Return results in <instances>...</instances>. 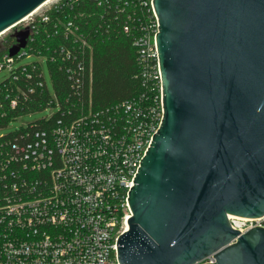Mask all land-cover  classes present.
<instances>
[{
    "label": "built area",
    "instance_id": "1",
    "mask_svg": "<svg viewBox=\"0 0 264 264\" xmlns=\"http://www.w3.org/2000/svg\"><path fill=\"white\" fill-rule=\"evenodd\" d=\"M92 18L93 30L86 27ZM110 20L122 21L131 37L142 91L95 108L93 39L107 36ZM158 20L153 0H50L9 27L26 21L29 34L15 55L9 49L17 41L0 44V71H9L0 107L48 93L45 108L57 111L0 134V264H123L117 241L129 229V192L162 123ZM34 54L63 71L65 94L50 71L51 94L40 61L22 62ZM19 73L25 78L17 85ZM229 219L241 232L264 227V214Z\"/></svg>",
    "mask_w": 264,
    "mask_h": 264
},
{
    "label": "water",
    "instance_id": "2",
    "mask_svg": "<svg viewBox=\"0 0 264 264\" xmlns=\"http://www.w3.org/2000/svg\"><path fill=\"white\" fill-rule=\"evenodd\" d=\"M45 1L0 0V33ZM153 3L162 123L129 192L119 261L264 264V227L229 219L264 214V0Z\"/></svg>",
    "mask_w": 264,
    "mask_h": 264
},
{
    "label": "trees",
    "instance_id": "3",
    "mask_svg": "<svg viewBox=\"0 0 264 264\" xmlns=\"http://www.w3.org/2000/svg\"><path fill=\"white\" fill-rule=\"evenodd\" d=\"M92 8H96V5H89V9L92 10ZM92 11H97V9ZM96 23H98V20L92 18L86 27L93 30ZM107 27L109 29L107 36L102 34L96 36L95 34L93 39L94 80L92 92L95 108L108 107L121 100L136 96L142 91L138 79L134 78L138 72L135 48L132 46L131 37L123 31V22L110 20L107 21ZM47 40L50 42L51 39ZM15 41V36L8 34L4 43L10 46ZM57 41L59 40L57 39ZM38 43H41V41ZM47 62L55 80V89L62 96L67 90L65 75L55 64V61L47 60ZM24 78V75H20L17 85L23 84ZM47 101L48 93H45L42 96L36 95L32 102L16 109H10L7 104H4L3 107H0V127L7 126L20 113L45 108Z\"/></svg>",
    "mask_w": 264,
    "mask_h": 264
},
{
    "label": "rangeland",
    "instance_id": "4",
    "mask_svg": "<svg viewBox=\"0 0 264 264\" xmlns=\"http://www.w3.org/2000/svg\"><path fill=\"white\" fill-rule=\"evenodd\" d=\"M26 27V21H23L21 23H19L18 25H16L15 27H13L12 29H9L8 31H6L5 34L0 36V44L3 42V40L5 39L6 35L8 34H12L14 35L16 32H18L19 30H22ZM34 61H40L41 62V66L42 69L44 71L45 74V79L48 83L49 89L51 91V94L54 93V87H53V83H52V76L49 70V66H48V62L46 59L43 58V55L41 54H34L31 57H26L22 59L23 63H29V62H34ZM9 75V71L8 70H1L0 71V82L7 78ZM57 109H51L49 106L40 110H35L33 112H26L25 114L11 120L9 122V125L6 126L5 128H2L0 130V134H4L7 133L11 130H15L18 129L21 126H25L27 123L29 122H33L36 121L40 118L43 117H47L49 116L51 113L56 112Z\"/></svg>",
    "mask_w": 264,
    "mask_h": 264
},
{
    "label": "bare ground",
    "instance_id": "5",
    "mask_svg": "<svg viewBox=\"0 0 264 264\" xmlns=\"http://www.w3.org/2000/svg\"><path fill=\"white\" fill-rule=\"evenodd\" d=\"M47 1L49 2L50 0H47ZM47 1H46V2H47ZM127 227H129V225H128V224H127Z\"/></svg>",
    "mask_w": 264,
    "mask_h": 264
}]
</instances>
